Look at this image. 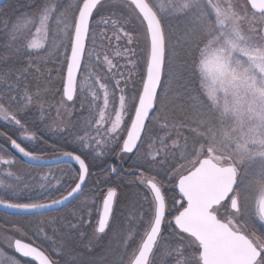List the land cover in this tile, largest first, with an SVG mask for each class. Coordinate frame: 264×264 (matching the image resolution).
<instances>
[{
    "label": "snow or ice",
    "instance_id": "snow-or-ice-1",
    "mask_svg": "<svg viewBox=\"0 0 264 264\" xmlns=\"http://www.w3.org/2000/svg\"><path fill=\"white\" fill-rule=\"evenodd\" d=\"M106 2L40 0L32 12L0 19L7 37L0 64L9 65L0 68V120L15 127L21 141H35L25 119L35 109L49 132L73 145L53 148L62 151L57 160L76 165L66 179L45 176L38 198L27 202L12 199L24 195L19 183L0 182L9 197L0 198V207L44 214L91 197L74 209L65 225L67 238L59 237L65 242L54 248L35 243L52 240L43 227L29 235L20 226L19 238L13 233L0 240L10 250L0 247L3 264H61L67 241L87 240L81 229L88 227L93 235L114 234L110 264H264V0H123L105 16ZM172 21L184 53L179 80L172 70L177 47L171 43ZM137 22L143 29L142 87L129 95L131 77L119 71L127 65L116 58L132 64L136 52L127 45L139 41L126 25ZM55 61L63 65L57 69V116L81 94L91 97L89 118L79 130L50 119L44 109L50 89L40 87L41 67ZM97 66L105 68L102 75ZM32 72L35 90L22 84ZM5 135L11 149L39 165L42 152L0 132ZM40 140L48 143L43 133ZM90 156H114L119 163L106 165L104 180L89 185L95 176ZM129 161L127 172L143 194L121 207L118 186L109 179H122ZM16 164L0 147V165L9 169L5 175L12 177ZM69 183L74 186L66 195L52 198Z\"/></svg>",
    "mask_w": 264,
    "mask_h": 264
},
{
    "label": "rangeland",
    "instance_id": "rangeland-1",
    "mask_svg": "<svg viewBox=\"0 0 264 264\" xmlns=\"http://www.w3.org/2000/svg\"><path fill=\"white\" fill-rule=\"evenodd\" d=\"M241 1L242 0H234V2H239V3H241ZM64 3L65 4H73V3H75V0H64ZM122 3H123V1H117V0L107 1L104 15L107 16L110 11H117L118 6L121 5ZM36 8L37 7H35V4H34L32 7L27 8V10L29 12H32ZM29 12H24V13L27 14ZM171 23L173 26L172 27L173 38H172L171 43L173 45H177L176 37L179 34V27H178L176 21H172ZM126 29L132 31V37L134 40L139 41L138 43H136L134 45H127V47H133L134 48L136 55L131 57L132 64H127V61L125 59H119V58H116V62L121 66L127 65L124 67H120L119 71L124 73L125 78H127L129 76L131 77L130 79H128L126 91L129 95H135L136 90L138 88L142 87V84L140 81V74H141V68L143 67V58L141 55L142 49L144 47L143 42H142L143 29L139 25L138 22L127 24ZM109 35H111V33H109ZM5 36H6V34L4 32V34L2 35L1 38L4 39ZM119 43L121 46H125L124 40H121ZM116 46H117L116 42L113 41L112 47L115 48ZM25 62L26 61H24V63ZM62 67H63V65L60 61L49 62L46 65H43L41 67V71L43 74L39 76L40 87L50 89V91L48 92V94L46 96L47 103H45L44 109L49 114L50 119L51 118L63 119L69 125V127H71L73 124H75L78 126L77 130H79V127L83 126L84 120L86 118H89L88 117L89 105L87 103V100L90 99L91 97H90V95L81 94V97L76 100L75 105L73 107H68L67 111H65L64 109H61L60 110V113H61L60 116H57V114H56V109L58 107L57 102L61 99V96L58 92V89H60V87H61V83H60V76L57 72V69H60ZM48 70H52V72H51V75H52L51 83L45 82V76L47 75ZM172 70L175 73L177 79L178 80L181 79V74L184 73V53L180 50L179 45H177V47H176L175 59L172 62ZM104 71H105V68L103 66H97V68L95 69V72L98 74H101V75L104 73ZM166 71H167V69H166ZM35 75L36 74L34 72L29 73L27 80L22 81V84L23 83H29L30 87L33 90H35V87L37 84V80L34 79ZM117 78H119V77H117ZM183 82H185V83L187 82L186 76H184ZM121 86L124 87L123 83ZM19 94L23 95L22 89H21V92ZM33 111H34V113H31V115L33 116L35 121L39 124V133L37 134L38 131L36 132L37 140H35V141L39 140V142H41L40 135H41V133H43V135L48 138V141L53 142V140H54V141H56V142L58 141L60 143L63 142L64 146H67L70 148L73 147V145H71L70 143H65L64 139H62L61 137L56 136V135L52 134L51 132H49L46 129L45 124L42 122V118L36 114V112H35L36 110L34 109ZM0 142L3 144H9L10 143L7 140L6 136H0ZM63 145L60 146L58 144V146H57V145H50L49 144L46 147L38 146L37 152L38 153L42 152L43 157L57 156L60 154V152L54 151L53 148H61L62 149ZM113 158H115V157H113ZM18 163L19 162L17 161L15 168L19 167ZM115 163L118 164L119 162L115 160ZM7 171H9L7 166L2 165L0 167V180H7V182H9L10 184H13L12 181L13 180L16 181V177H17V174L15 172L16 170L10 169V171H12L14 174L12 177L5 175V173ZM27 172H33V171L28 170ZM44 172L45 171L39 170V171L34 173L35 183L33 185H35V188L39 186V184H40L39 181H41V178H42ZM46 172H49V171L46 170ZM52 172L55 174V170H52ZM20 174L21 175H19V176H21V178H22L23 173L20 172ZM55 177H57V179L58 178L63 179V178H61L62 177L61 175H58ZM30 184H31V182L29 183L27 189H24V190H26V191H31V189L33 190V187ZM72 186H73V184L70 183L68 185V187L64 188L61 191L62 192L61 195L65 194L69 189H71ZM165 187L167 189L170 186L166 184ZM136 192H137V194H135L134 200H138L140 198V196L143 194L142 189L138 185H136ZM85 200H88L90 202L91 201L90 195H84V196L80 197L78 200L75 201L74 205L72 207H70L69 209H66L61 213L53 215L50 218H47L46 220H41V222L38 223L37 228L43 227L45 232L47 233V235L52 237V241L39 239L40 243H37V244H42V246L45 248H48V247L54 248V247H56V244H61L62 242L64 243L65 241L60 240L59 237L64 236L67 238V229L65 228V225L67 224V222L69 220L72 219V213H73L74 209L77 207V205H80ZM99 203L100 202L98 200L97 201V207L99 206ZM94 222L95 221L93 220V223ZM8 226H5L0 222V240H4L6 236H11L13 233H16L17 227H10L11 225H8ZM47 228H49V229H47ZM81 231H86L88 233V236H90L89 241H88V239L87 240H80L78 237H75V234H73L75 238L67 241V247L65 248L64 255L60 258L61 264H64L63 262H65V264H66L67 261H68V263L71 262L72 264H75L74 261H78V264H110V261H111L110 249L115 247V242H114V238H113L114 234L109 232L107 234L93 235V229L91 227H88L86 229H81ZM165 234H167V233H165ZM16 235H17V238H19V233H16ZM104 235H106V236H104ZM98 241H100V242H98ZM58 242H60V243H58ZM98 243H102V249L100 251H97V244ZM86 245L88 247H85ZM0 247H4L5 250L10 251L6 248V244L0 245ZM88 252L90 253V255ZM87 255H89V256H87ZM70 256L75 257V258H72V260H70L68 258ZM0 264H3V256L2 255H0Z\"/></svg>",
    "mask_w": 264,
    "mask_h": 264
},
{
    "label": "trees",
    "instance_id": "trees-1",
    "mask_svg": "<svg viewBox=\"0 0 264 264\" xmlns=\"http://www.w3.org/2000/svg\"><path fill=\"white\" fill-rule=\"evenodd\" d=\"M39 3H40V0H32V1L31 0H10L4 6H2L0 8V19H7L10 16L25 14L24 12H29L27 10V8L32 7L34 4H35V7H38ZM3 34H4L3 25L0 24V52L5 51V49L3 48V45L7 40L6 36L4 39L1 38ZM15 63H16L15 61L9 62V64H13V65ZM23 64H24V61L23 60L20 61V65H23ZM8 66H9L8 64H0V68H7ZM32 113H34V111ZM25 119L28 122V124L31 126L30 130L33 132L38 131L37 132V134H38L39 133V124L35 121L33 116L31 114H29L25 117ZM0 132H4L7 135H11L12 138L17 139L18 142H21L22 146L26 145L30 150H35L36 152H37L38 146L46 147L49 144L53 145V142H51V141H48L47 144L39 142V140L38 141H29V140L21 141V139H20L21 133L19 131H17V129L15 127L8 125L6 122H3L2 120H0ZM64 142H65V140H64ZM58 144L61 146V145H63V142L60 143L57 141L55 143V145H57V146H58ZM0 147H3L5 149H7L9 152H11L12 155L19 162L18 163L19 167L11 169V170H16L15 172L17 174V177L19 175H21L20 172L23 173L22 178H21V176H19V181H17V180L12 181L13 184L19 183L20 189H22L24 191V195L18 197V201H17L16 197H12L14 202H27L28 199H30V198L31 199H37L38 198V196H37L38 187L35 188V185H33L35 183V179H34V177H35L34 173L35 172H37L39 170L45 171L43 173L41 181H39V183H41L45 176H49V178H51V176L55 177V176L61 175L62 176L61 178L66 179L67 178L66 174L69 171H71V168H74V166L70 167L69 165H61V166L50 167V168H36V167L26 166L20 160V158L17 157L9 149L7 144H3L0 142ZM66 147L67 146L63 145L62 150H70V147H67V148ZM58 152L61 153L62 151H58ZM113 157L114 156H109L107 158L100 159V160L93 159L91 156L89 157V162L93 165L92 171L95 173V176L90 178L89 185H92L94 180H101V181L104 180V176L101 174V169H104L106 167V165H108V164L115 163V158H113ZM130 163L131 162L129 161V162H125L123 164V167L121 169L122 179H118L115 175L111 176L109 179V183L111 186H118V199H119L122 207L131 203L132 201H135L134 197H135V194H137L136 185L132 182L134 179V176L127 172V169L129 168ZM1 166L2 165H0V167ZM28 170L33 171V172H27ZM46 170H48L49 172H46ZM52 170H55V174L52 172ZM58 179H60V178H58ZM0 182H3L5 184H10L9 182H7V180H0ZM30 182H31L30 185H32L33 190L32 189H31V191L24 190V189H27ZM4 192H5V189L0 187V198H9V197L4 195ZM86 192H87V190H86ZM61 194H62V192L55 193L52 198H58V197H60ZM43 201L44 200L41 199V202H43ZM74 203L66 209H69L70 207H72L74 205ZM63 211H61V212H63ZM61 212L46 214V215H41V216H32V217H11V216H7L5 214L0 213V217H1L0 222L5 226L11 225L10 227H17L18 228L20 226H24V228H26L28 230V233L30 235L32 232L36 231L37 225H38V223L41 222V220H46L47 218H50L51 216L56 215V214L61 213ZM47 229H49V228H47ZM37 235H39V233H37ZM104 236H106V235H104ZM88 237L90 238V236H88ZM89 238H88V241H89ZM49 241H52V240H49ZM98 242H100V241H98ZM35 243H40V240H36ZM58 243H60V242H58ZM101 249H102V243H98L97 244V251H100ZM89 255H90V253H89ZM89 255H87V256H89ZM68 258L70 260H72V258H75V257L70 256ZM74 262H75V264H78V261H74ZM63 263L65 264V262H63ZM66 264H72V263L71 262L68 263V261H67Z\"/></svg>",
    "mask_w": 264,
    "mask_h": 264
},
{
    "label": "water",
    "instance_id": "water-1",
    "mask_svg": "<svg viewBox=\"0 0 264 264\" xmlns=\"http://www.w3.org/2000/svg\"><path fill=\"white\" fill-rule=\"evenodd\" d=\"M8 1L9 0H0V8L2 6H4ZM107 1H111V0H107ZM118 1H123V0H118ZM9 148L11 149L10 143H9ZM11 150L22 160V162L24 164H26L28 166L48 168V167H55V166L65 165L66 164L63 160H57V157L62 155V154H60V155L53 156V157H42V160L39 162L38 166L37 165H33V164L28 163L27 162V158L21 157L20 154L17 153L14 149H11ZM72 166L76 167V165H74V164H72ZM66 193L63 194V195H66ZM76 200L77 199L70 200L69 202H67L66 206H62L59 209H48V210H45L44 214L53 213V212H57L59 210L65 209L68 206H70L72 203H74ZM0 213L6 214V215H10V216H17V217H31V216H37V215H44V214H25V213L18 212V211L14 210V209H6V208H3V207H0Z\"/></svg>",
    "mask_w": 264,
    "mask_h": 264
},
{
    "label": "flooded vegetation",
    "instance_id": "flooded-vegetation-1",
    "mask_svg": "<svg viewBox=\"0 0 264 264\" xmlns=\"http://www.w3.org/2000/svg\"><path fill=\"white\" fill-rule=\"evenodd\" d=\"M243 2H244V0L241 1V3H243ZM58 212H60V211H58ZM11 217H12V216H11Z\"/></svg>",
    "mask_w": 264,
    "mask_h": 264
}]
</instances>
